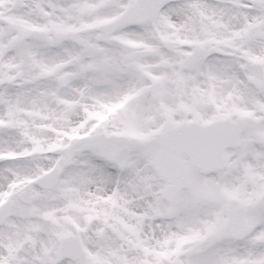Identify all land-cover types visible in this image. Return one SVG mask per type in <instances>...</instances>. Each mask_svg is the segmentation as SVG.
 I'll list each match as a JSON object with an SVG mask.
<instances>
[{
	"label": "snow or ice",
	"instance_id": "1",
	"mask_svg": "<svg viewBox=\"0 0 264 264\" xmlns=\"http://www.w3.org/2000/svg\"><path fill=\"white\" fill-rule=\"evenodd\" d=\"M0 264H264V0H0Z\"/></svg>",
	"mask_w": 264,
	"mask_h": 264
}]
</instances>
